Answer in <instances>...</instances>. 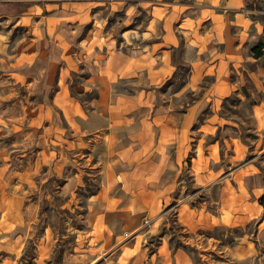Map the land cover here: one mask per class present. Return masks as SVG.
Wrapping results in <instances>:
<instances>
[{"label":"crops","instance_id":"obj_1","mask_svg":"<svg viewBox=\"0 0 264 264\" xmlns=\"http://www.w3.org/2000/svg\"><path fill=\"white\" fill-rule=\"evenodd\" d=\"M27 1L31 2V11L48 14V23L56 17L51 27L66 28L58 38L77 39L79 44L80 29L86 24L92 32L90 36L96 37L102 6L109 13L124 8L128 14L134 8L149 15L146 23L131 28L119 23L120 47L113 45L112 36L104 37L107 51L103 58L107 66L90 77L99 93V108L89 115L77 111L73 114L80 127L102 134L100 146L107 140L105 148L96 146L100 147L97 152L117 157L122 165L119 169L111 167L115 172L120 170L117 177L121 176L125 190L115 208L122 211L124 233L130 238L122 234L112 239L113 233L99 217L105 214L96 210L92 233L104 241L96 251L105 252L96 264H195L185 247L172 248L164 235L151 245L153 250L149 251L146 244V217L155 219L161 206L171 199L177 200L176 220L186 234L198 237L213 230H238L241 234L234 238L231 247L223 246L224 252L240 261L242 255L253 251L255 240L264 238V203L259 200L264 195V146L258 140L246 143L234 136L225 141L226 150H222L218 140L205 141L219 128L218 117L202 115L207 107H215L214 96L235 89L228 79L230 72L239 73L241 61L251 57L252 46L264 41V0ZM82 16L87 19L82 21ZM115 59L119 63L112 67ZM183 71V83L167 101H158L155 94L153 100L145 101L144 89L155 91ZM123 77L142 85L128 94L115 92L113 100L110 93L101 103L108 87L110 91L112 84ZM188 94L197 98L186 100ZM123 104L134 107L136 112H128ZM146 109L151 112L147 117ZM251 113L259 134L264 130V104L254 105ZM111 140L117 143L110 150ZM184 167L201 195L196 205H192L191 197L178 199L176 195L181 183L176 178ZM174 172L177 174L172 178L170 173ZM152 226L150 235L157 234V222ZM18 227L23 228L9 224L5 231L10 235ZM255 236L253 240L251 237ZM24 238L17 233L7 247L0 243V264L18 263ZM189 240L191 243L184 242L186 246L194 244L195 239Z\"/></svg>","mask_w":264,"mask_h":264},{"label":"rangeland","instance_id":"obj_2","mask_svg":"<svg viewBox=\"0 0 264 264\" xmlns=\"http://www.w3.org/2000/svg\"><path fill=\"white\" fill-rule=\"evenodd\" d=\"M30 4L27 0H0V243L7 247L12 236L24 235L17 264H96L105 255L96 251L104 243L103 237L92 233L96 210L105 214L99 217L113 233L112 239L122 234L130 238L124 233L122 211L115 208L125 190L121 176L117 177L120 170L115 172L111 167L119 169L122 165L117 157L97 152L106 147L107 140L100 146L102 134L80 127L73 114L89 115L99 108V93L90 77L107 66L104 37L112 36L113 45L120 47L119 23L131 28L146 23L149 15L134 8L128 14L124 8L109 13L102 6L96 37L90 36L86 24L80 29L79 44L77 39L58 38L66 28L51 27L56 17L48 23V14L31 11ZM250 53L247 61H241L239 73L230 72L228 79L235 89L214 96L215 107L203 111V118L215 114L220 123L205 141L218 140L222 150H226L225 141L234 136L246 143L258 140L264 146V130L258 134L251 113L254 105L264 104V41L252 46ZM117 63L119 59L112 67ZM183 79L185 71L155 91L144 89L145 101L153 100V94L158 101H167ZM141 85L130 78L117 79L110 91L108 87L103 93L101 103L110 93L113 100L115 92L128 94ZM186 96L191 101L197 98L195 94ZM122 106L128 112L134 110ZM145 112L146 117L151 114L149 109ZM115 143L111 140L110 150L116 148ZM186 167L178 172L176 180L181 183L176 195L178 199L191 197L192 205H196L201 195ZM170 174L173 178L177 172ZM260 199L264 203V198ZM176 205L177 200H168L155 219L146 217V223L143 219L149 251L159 241L158 236L164 235L172 248L185 247L195 264H264V238L257 241L256 236L251 237L257 246L238 261L232 253H225L223 246L231 247L240 231L219 229L192 237L177 222ZM154 222L159 230L150 235ZM9 224L23 228L8 235L5 230ZM190 238L195 239L194 244L186 246L184 242L191 243ZM110 242L111 238L107 245Z\"/></svg>","mask_w":264,"mask_h":264},{"label":"trees","instance_id":"obj_3","mask_svg":"<svg viewBox=\"0 0 264 264\" xmlns=\"http://www.w3.org/2000/svg\"><path fill=\"white\" fill-rule=\"evenodd\" d=\"M261 198H264V197H261ZM261 200V199H260Z\"/></svg>","mask_w":264,"mask_h":264}]
</instances>
